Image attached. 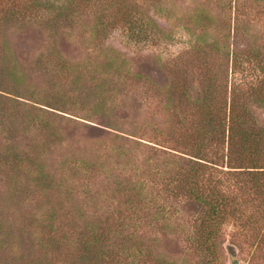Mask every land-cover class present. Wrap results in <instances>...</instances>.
<instances>
[{
	"label": "rangeland",
	"instance_id": "374dc122",
	"mask_svg": "<svg viewBox=\"0 0 264 264\" xmlns=\"http://www.w3.org/2000/svg\"><path fill=\"white\" fill-rule=\"evenodd\" d=\"M221 84L264 140V0H0V264H264V143L253 170L195 133Z\"/></svg>",
	"mask_w": 264,
	"mask_h": 264
},
{
	"label": "trees",
	"instance_id": "16d2710c",
	"mask_svg": "<svg viewBox=\"0 0 264 264\" xmlns=\"http://www.w3.org/2000/svg\"><path fill=\"white\" fill-rule=\"evenodd\" d=\"M70 4L75 3H82L83 1H91V0H67ZM9 66V65H8ZM82 72V70L80 69ZM214 78V77H213ZM217 80V78H216ZM209 86V85H208ZM211 86V84H210ZM223 84H221L216 92L219 91V94L215 96L213 99H207L204 100L203 103H200V107L198 108L199 112V118L198 121L201 120L202 123L196 122V128L195 133L196 136L199 134L200 130H203L205 132V135L207 136L208 140L210 142L214 141L213 143H226L227 145L234 146L235 149L233 155L236 156L235 160H240L242 162L247 163V168H251L253 170L261 169L262 165L260 160H262L261 156V143H264V140L255 139V131L252 126H250V118L247 116L240 115L241 114V107L240 104L235 96H231L229 99L230 102L226 103L228 99L226 96L227 90H229L228 86H225V90H223ZM208 88V87H207ZM224 92V95L222 96V93ZM231 94V92H229ZM236 98V99H235ZM179 116V115H178ZM181 117V116H180ZM247 117L248 119H246ZM182 118V117H181ZM181 120V119H180ZM199 125V126H198ZM200 125H203L202 127ZM196 142H193L192 144H184L187 145V147L194 146V155H192L191 159V169L184 173L186 176V182L184 190L187 191V193L194 194V199L197 202L210 205L212 207V204L208 202L207 200L203 199L201 197V185L198 183V175L199 170L201 169V163L205 164L206 162L204 160V154L201 153L205 150L206 146L202 142V139L196 138ZM194 139V141H195ZM205 139V138H203ZM232 150V149H231ZM232 150V151H233ZM172 157V156H171ZM234 159V158H233ZM203 161V162H202ZM181 174V173H180ZM172 177L174 175V172L171 173ZM146 181H142V179L137 181V184L133 187L136 189V198L132 199L131 201H140L143 200L144 196L149 194H152V191H147L146 188ZM132 213V212H131ZM124 215V213H122ZM48 222L44 224L43 228L41 229V244L42 246L49 245L51 242L53 244H58L61 242V239L66 235V230L64 231L62 227L66 226V221L64 217V213L61 215V218L58 216L56 212H52L51 215H47ZM134 219H138L137 215H133ZM47 219V218H46ZM102 228H95L92 224L91 227H86L85 231L82 236L85 239L84 244L87 245H94V241L96 239V235L101 232ZM104 230V229H103ZM119 232L124 237L125 232V226L119 229ZM118 231H114L115 237L117 236ZM68 236V234H67ZM114 237V236H113ZM127 237V235H126ZM51 238V239H50ZM203 238H208L206 235H203ZM41 247V246H40ZM124 250V248H123ZM230 250V257H234V251L229 248ZM121 254H117L116 256H113L114 263H117L118 259H123V256ZM138 256V255H137ZM136 256V257H137ZM155 257V256H154Z\"/></svg>",
	"mask_w": 264,
	"mask_h": 264
}]
</instances>
